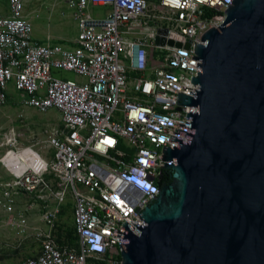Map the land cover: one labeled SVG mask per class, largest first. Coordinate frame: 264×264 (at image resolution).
<instances>
[{
    "label": "built area",
    "instance_id": "obj_1",
    "mask_svg": "<svg viewBox=\"0 0 264 264\" xmlns=\"http://www.w3.org/2000/svg\"><path fill=\"white\" fill-rule=\"evenodd\" d=\"M65 2L78 29L72 46L37 41L25 0H7L0 14V106L12 88L16 106L59 114V124L41 133L50 156L21 146L15 128L0 127V167L10 177L1 184L0 210L17 217L11 226H24L28 210L43 206L39 252L17 264H121L191 106L181 97L198 91L195 48L207 26L222 25L233 0ZM67 195L75 244L60 246L51 231Z\"/></svg>",
    "mask_w": 264,
    "mask_h": 264
},
{
    "label": "water",
    "instance_id": "obj_2",
    "mask_svg": "<svg viewBox=\"0 0 264 264\" xmlns=\"http://www.w3.org/2000/svg\"><path fill=\"white\" fill-rule=\"evenodd\" d=\"M224 16L195 48L198 91L121 264H264V0Z\"/></svg>",
    "mask_w": 264,
    "mask_h": 264
},
{
    "label": "rangeland",
    "instance_id": "obj_3",
    "mask_svg": "<svg viewBox=\"0 0 264 264\" xmlns=\"http://www.w3.org/2000/svg\"><path fill=\"white\" fill-rule=\"evenodd\" d=\"M53 2L54 0H25L24 12L28 14L33 37L41 39L48 33L52 36L51 42H57L58 36L75 37L76 22L70 17V11L62 3L51 9ZM6 12L7 2L0 0V14ZM58 76L65 79L74 78L71 73H59ZM8 94V102L0 106V127L15 128L23 135L20 141L21 146L34 145L40 153L49 152L50 156L52 151L43 148L41 133L47 124H59L58 112L50 110L47 114H40L31 108L16 106L12 101L19 98L18 93L10 88ZM34 138L35 140L32 141ZM9 180L8 174L0 167V188L1 184ZM26 202L27 200L23 199L22 206L29 208L30 204ZM42 211L41 204L35 205L26 213L24 226H11L12 215H7L0 210V264H17L37 256L40 248L38 234L45 233L47 230L40 220ZM16 218L13 219L16 221ZM70 229H73V200L67 195L56 215L51 235L56 242L58 237H61L63 245H67L65 236Z\"/></svg>",
    "mask_w": 264,
    "mask_h": 264
},
{
    "label": "crops",
    "instance_id": "obj_4",
    "mask_svg": "<svg viewBox=\"0 0 264 264\" xmlns=\"http://www.w3.org/2000/svg\"><path fill=\"white\" fill-rule=\"evenodd\" d=\"M26 1H29V0H26ZM6 2H7V0H6ZM60 3H62V4H64V5H66V7H67V9L70 11V17L72 18V12H71V10L69 9V7H68V5H67V3L65 2V0H54V2L52 3V5H51V9L54 7V6H56L57 4H60ZM106 10V9H105ZM105 10H102V9H100V10H94V14L95 15H102V14H104V11ZM7 14V12L5 13V14H1V15H6ZM27 16H28V14H27ZM73 19V18H72ZM76 24V23H75ZM76 36H77V33H78V29H77V24H76ZM76 36L75 37H73V38H66V37H62V36H58L57 38H56V40H57V42H51V40H52V36L50 35V34H45L41 39H36L37 41H39V42H42V43H46V42H49V43H61V44H65V45H68V46H72V42L75 40V38H76ZM53 125H56V124H47L45 127H43V129L42 130H44V129H46V128H48V127H50V126H53ZM44 225V224H43ZM45 226V225H44ZM47 232V230L45 231V233ZM74 244H75V241H74ZM60 246H62V245H60ZM71 246H73V245H71Z\"/></svg>",
    "mask_w": 264,
    "mask_h": 264
},
{
    "label": "trees",
    "instance_id": "obj_5",
    "mask_svg": "<svg viewBox=\"0 0 264 264\" xmlns=\"http://www.w3.org/2000/svg\"><path fill=\"white\" fill-rule=\"evenodd\" d=\"M61 237H58L57 244L58 245H63V242L60 239ZM66 242L67 245H74L75 237H74V229H70L69 231L66 232ZM99 264H104V263H99Z\"/></svg>",
    "mask_w": 264,
    "mask_h": 264
}]
</instances>
